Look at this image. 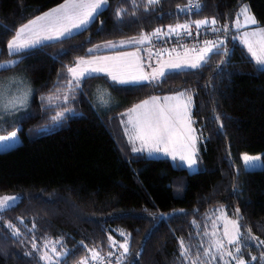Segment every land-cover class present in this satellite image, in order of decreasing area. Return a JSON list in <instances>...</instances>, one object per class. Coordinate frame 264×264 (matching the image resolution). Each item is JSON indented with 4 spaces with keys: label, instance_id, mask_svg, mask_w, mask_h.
Returning <instances> with one entry per match:
<instances>
[{
    "label": "trees",
    "instance_id": "obj_1",
    "mask_svg": "<svg viewBox=\"0 0 264 264\" xmlns=\"http://www.w3.org/2000/svg\"><path fill=\"white\" fill-rule=\"evenodd\" d=\"M63 2L0 0V60L18 61L0 70V78L16 74L32 86L28 110L16 121L22 143L0 151V197H21L0 213V264H45L40 250L51 241L60 242L61 252L71 250L67 264H188L180 255L181 240L191 245L193 258L200 251V261L209 264L202 251L211 235L204 233H212L220 207L237 221L239 258L264 264V166L245 169L240 158L261 153L264 162V67L233 39L232 30L244 2L264 25V0H199L202 7L192 14L180 10L188 0H159L147 9L145 0H108L98 18L73 38L19 55L8 52L16 29ZM118 9L124 10L120 19ZM213 18L228 39L202 67L166 73L159 83L121 84L96 74L68 91L67 67L89 55L88 49ZM98 89L108 93L106 105ZM182 91L192 96L198 137L200 169L193 173L170 158L133 152L124 126L125 114L136 104ZM49 96L61 99L49 103ZM65 108L72 111L54 121ZM125 240L127 254L120 247ZM89 250L103 259H91ZM210 264L224 261L217 257Z\"/></svg>",
    "mask_w": 264,
    "mask_h": 264
},
{
    "label": "snow or ice",
    "instance_id": "obj_2",
    "mask_svg": "<svg viewBox=\"0 0 264 264\" xmlns=\"http://www.w3.org/2000/svg\"><path fill=\"white\" fill-rule=\"evenodd\" d=\"M107 2L108 0H64V3L60 4L58 7L51 9L49 12H45L42 16H37L35 19L29 20L28 23L16 29L12 38L7 41V50L12 55H19L24 51L43 45L45 41L71 39L76 33L86 30L87 25L98 18L100 10ZM132 2L135 3V0H132ZM158 3L159 0H145L144 7L147 9L149 6ZM193 3H196L197 9L202 7L199 0H189L186 6L188 11H192L191 5ZM123 11V9L117 10L116 16L118 19L122 17ZM181 11H184V9H181ZM241 20H243V25L241 24ZM256 23L254 16L250 15V9H248L247 6H241L236 15L234 26L239 29L240 27L255 25ZM193 24L196 26L197 35H199V29L201 27H207L211 32L221 31L220 28L215 27L217 24L215 18L211 20L203 19L191 23L177 24L175 26L169 25L167 31L158 28L150 34L142 33L139 39L133 38L129 42L150 43L153 37L157 39L162 36L172 35L179 37L182 33L191 36L193 35ZM227 27V25L224 26L225 30ZM243 37L242 42L247 46L250 55L259 65L264 66V29H260L256 32L246 31L243 33ZM249 37H258V39L254 44ZM121 43H123V41ZM202 43L203 46L199 49L200 54L195 62L160 63L158 59L157 63L160 65L159 68L153 67L150 74H143L141 70L140 74L131 75L127 79H122L117 71L103 66V62L118 58L100 57L85 59L80 57L74 62V66L67 67V73L70 77L67 81L68 91L71 92L74 87L78 88L82 79L86 77L90 78L94 74L105 72H111V79L122 84L141 83L145 81L159 83L160 79L166 76V72L167 74H172L182 71L185 68L198 69L202 67L204 63H207V54L219 51L223 45V41L219 39L215 41L205 40ZM109 46L115 47L111 42H109ZM96 47L99 48L102 47V45H97ZM93 51L94 49H88L89 53ZM192 51H197V49L193 48ZM125 55L133 56L135 53H127ZM160 55H163V53ZM17 62L18 61L15 59L7 61L0 60V70H7ZM81 65H83V67H81ZM116 67L115 65L113 66V68ZM12 83V81L6 83L0 80V112L15 109L17 106L24 103V97L9 95V88ZM107 95L105 90L98 89V98L105 105L107 104V100H105L104 97ZM54 98L57 100L61 99L60 96L47 97L49 103H52ZM62 99L67 101L69 95L64 94ZM191 107V94L188 91H182L174 96H165L163 98L152 97L150 100L142 101L132 109H129L127 115L130 117V120L128 123L132 125L131 129H126V131L129 132V141L132 143L135 141L140 142V147H133V152H143L145 150L150 154L152 152H159L170 155L173 161L179 158V162L189 169L198 167V150L195 147L198 137L196 135V129L192 127L194 121L191 115ZM71 111L72 109L65 108L64 111L57 112L52 119L54 121H59L64 117L65 112ZM16 138L17 133L13 131L8 136H0V143H3L6 147L7 142H14ZM242 160L246 169L254 168L258 165L264 166V162H261V158L258 156L252 157L244 155ZM20 199L21 197L19 196L0 197V213L14 207ZM218 211H223V209H219ZM21 223H23L22 220ZM229 223H231L232 227L236 230L234 235H231L226 241L222 239H213L206 247H203L202 255L209 258V264L211 261H216L217 257H219L220 260H224L225 256L230 258L232 264H245V262L239 258L241 255L240 242L242 236L239 233L237 222L230 221ZM7 227L11 229L13 235H20L19 229L15 228L14 225L8 224ZM33 227H35L34 224ZM121 235L125 234L122 232ZM204 235L215 237L216 233L213 231L212 233H204ZM224 236L229 237L227 224L224 227ZM109 239L111 240V237ZM252 239L255 240L256 238L253 237ZM57 243L60 242L57 241ZM112 243L115 247L116 242L113 241ZM228 245L234 247L235 254L227 250ZM32 247L36 249L37 245L33 243ZM47 247L48 245L46 244L45 248ZM120 247L123 249V254L129 252L127 240H125V243L121 244ZM213 249L215 251H213ZM51 250L55 253L54 257L49 256L47 253L40 257L45 264H61V261L67 264V258L71 253L70 249H64L62 252H58L53 245ZM108 255L111 256L114 255V253L110 252ZM180 255L188 261V264H203V262L200 261L201 252L197 251L195 253V258H193L191 245L189 244L186 246L183 240L180 241ZM91 259L102 260L103 257H100L99 253L93 251ZM255 259L256 257H251V260ZM82 264H86V261L82 262ZM224 264H229V261H224Z\"/></svg>",
    "mask_w": 264,
    "mask_h": 264
},
{
    "label": "rangeland",
    "instance_id": "obj_3",
    "mask_svg": "<svg viewBox=\"0 0 264 264\" xmlns=\"http://www.w3.org/2000/svg\"><path fill=\"white\" fill-rule=\"evenodd\" d=\"M241 6H247V8L249 9L248 4L246 2L242 3ZM104 7H106V5ZM50 10H48L47 12H49ZM43 14H41L39 16H42ZM250 15H252L251 12H250ZM33 19H35V18H33ZM33 19H31V20H33ZM241 24L243 25V20H241ZM260 29H264V27H254V25H246V26L240 27L239 28V33L237 35H233V39L238 40L245 47V49L247 50V46L242 42V40L244 38L243 37V33L246 32V31L247 32H256V31H259ZM165 31H167V29ZM154 39H155V37L152 38L150 43L148 42V44L143 46V47H146L145 49L143 48L142 51H141V52L145 53V57L143 59H141L140 57H136L135 55H133V56L125 55L127 53H133L134 52V51H132V49H129L131 51H126L124 49V47H127L128 45L131 44L129 41L132 40V39H124V40H116V41L111 40V41H106V42L101 43L102 47H110V48H113L114 50H123V51H125V52H119V53L115 52V53H113L111 55L105 56V57H114V58H118V59L109 60V61L103 62V65L108 67V68L113 69L114 71H117V73L121 76L122 79H127L131 75L140 74L141 70L143 71V74H150L153 67L159 68L160 65L157 63L158 59H159L160 63H165V62L182 63L184 61L195 62L196 59L198 58L199 54H200V52L198 50L203 46V45H201L199 48H197V51H192L193 48L186 47V48L174 51L171 54H168L166 56H163V55H157L156 53H154L152 51L150 45L152 44V41ZM249 39L255 44V41L258 39V37H249ZM51 41H53V40H51ZM122 41H123V43H121ZM46 42H50V41H45L44 43H46ZM109 42L114 44L115 47L109 46ZM209 55L210 54L208 53L207 56H209ZM10 59H15V58L11 57ZM254 61H255V59H254ZM255 63L259 67H264V66L259 65L256 61H255ZM114 65L117 66V67L113 68ZM185 69H188V68H185ZM107 74L108 75H106V76H108L111 79V72H107ZM0 80H3L6 83L9 82V81L13 82L11 84V87L9 88V95L24 97V103L22 105H19L15 109H11L9 111L0 112V128H4V127H7V126H13V128L9 132L0 133V136H8L13 131H15L17 133L16 140L14 142H7V146L6 147L4 146L3 143H0V151H5V150L11 149V148L17 146L18 144L22 143V137H21L20 132H19L20 131V126L16 124V121H17L18 117L22 113H24V112H26L28 110L30 99L32 97V86L27 81H25L24 78H21V76L16 75V74L6 75V76L0 78ZM145 82H152V81H145ZM141 83H144V82H141ZM128 84H138V83H128ZM176 94L177 93H172V94H168V95H164V96H153V97H161V98H163L165 96H174ZM107 97L109 98V96H107ZM151 98L152 97H150V98H148L146 100H150ZM96 99H97V97H96ZM143 101H145V100H143ZM161 102H163V101H161ZM140 103H138V104H140ZM138 104H136V105H138ZM191 109H192V107H191ZM127 113H128V111H127ZM127 113L125 114V120H126V122L124 124L125 130L126 129H131V127H132L131 123H128V121L130 120V117L127 115ZM192 127L195 129L194 124H192ZM126 133L128 135V138H129V132L126 131ZM196 135H197V131H196ZM131 145H132V147H140V142L139 141H135L134 143L131 142ZM195 147L198 150L197 142H196ZM142 153H144L145 155H147L149 157H154V158L167 157V158H170L172 160L170 155H165V154L159 153V152H152L150 154V153L147 152V150H145ZM244 155H248V156H252V157H257L258 156V157L261 158V162H262V154L261 153H254V154L241 153L240 154V158H241L243 166H244V163H243L242 157ZM173 163L174 164H178L179 167L183 166V164H181L179 162V158H177L176 161H173ZM183 167H185V166H183ZM261 167L262 166L258 165L257 167L248 168V169H259ZM185 168L187 169V171L189 173H193V172H195V171L200 169L199 161H198V167H196L195 169H189L188 167H185ZM244 168H245V166H244ZM219 209H223V207L218 208L216 210V212L213 214L214 217H213V220H212V224L213 225H212V231L211 232L214 231L216 233V236L215 237L211 236V241L213 239H222V240L226 241L227 239H229L231 237V235H234L235 231H236L232 227L231 223H229L230 221H236V219L232 218V217H229L226 214L224 209H223V211H218ZM226 224H227L228 229H229V237H225L224 236V227H225ZM46 244L48 245L47 248H45ZM53 245L56 247V250L58 252H61L60 249L58 248V243L51 241V242L45 243L42 246V248L40 250V256H42L43 254L47 253L49 256H53L54 257L55 253H53L52 250H51ZM227 250L228 251H232L235 254V250H234V247L232 245H228L227 246ZM223 261H229V264H232L230 258L227 257V256L224 257ZM86 264H87V262H86Z\"/></svg>",
    "mask_w": 264,
    "mask_h": 264
},
{
    "label": "built area",
    "instance_id": "obj_4",
    "mask_svg": "<svg viewBox=\"0 0 264 264\" xmlns=\"http://www.w3.org/2000/svg\"><path fill=\"white\" fill-rule=\"evenodd\" d=\"M188 3H189V0L185 5L180 7V10L184 9V11H182L183 14H192L201 8L200 7L199 9H197L196 3H193L191 5L192 11H188L186 7ZM215 27L217 26L215 25ZM192 33L193 35L191 36H188L182 33L181 36L179 37H176L175 35L160 37L159 39L155 37L150 47L152 51L156 53L157 55H160L161 53H163V56H165V55L171 54L174 51H177L179 49H183L186 47L197 49L201 45H203L202 42L205 40L215 41L219 39V40H222L223 43H225L228 39V33L224 32L222 29L219 32H211L208 30L207 27H201L199 29V35H197V29L194 24L192 25Z\"/></svg>",
    "mask_w": 264,
    "mask_h": 264
},
{
    "label": "crops",
    "instance_id": "obj_5",
    "mask_svg": "<svg viewBox=\"0 0 264 264\" xmlns=\"http://www.w3.org/2000/svg\"><path fill=\"white\" fill-rule=\"evenodd\" d=\"M64 3V2H63ZM59 6V5H58ZM57 7V6H56ZM55 8V7H54ZM53 9V8H52ZM257 22V21H256ZM235 23V21H234ZM254 27H264V25H260L259 23H256L254 25ZM232 30L234 31L233 32V35H237L239 33V29L234 27V24H233V27H232ZM136 39H139V38H136ZM238 41V40H237ZM239 42V41H238ZM240 43V42H239ZM146 44H148V42H145V43H131L130 45H128L127 47H124V49L126 51H131L129 49H132V51L135 52V56L136 57H140L141 59H143L145 57V53L144 52H141L142 49L146 48V47H143L145 46ZM241 44V43H240ZM101 45V44H100ZM242 45V44H241ZM243 46V45H242ZM94 51L92 53H90L89 55L83 57L85 59H95V58H100V57H105V56H108V55H111L113 53H119V52H125L123 50H114L113 48H110V47H94L93 48ZM199 51V50H198ZM133 52V53H134ZM210 54V53H209ZM250 54V53H249ZM251 56V55H250ZM252 57V56H251ZM253 58V57H252ZM254 60V59H253ZM74 66V65H73ZM104 66V65H103ZM81 67H83V65H81ZM97 74H104V75H108L107 72L105 73H97ZM96 75V74H94ZM117 82V81H116ZM119 83V82H118ZM122 84V83H121ZM165 95H168V94H165ZM155 96H164V95H155ZM153 97V96H152ZM150 98V97H149ZM148 99V98H147ZM176 166H179L178 164H175ZM183 167V166H182ZM185 168V167H184Z\"/></svg>",
    "mask_w": 264,
    "mask_h": 264
}]
</instances>
